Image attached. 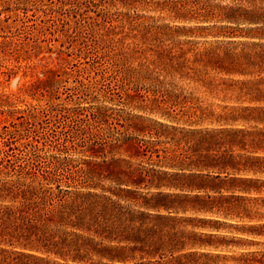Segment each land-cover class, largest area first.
Masks as SVG:
<instances>
[{
    "label": "trees",
    "instance_id": "trees-1",
    "mask_svg": "<svg viewBox=\"0 0 264 264\" xmlns=\"http://www.w3.org/2000/svg\"><path fill=\"white\" fill-rule=\"evenodd\" d=\"M117 1L128 7L138 0ZM143 1L153 2L152 10L164 13L163 18L169 21L160 23L154 16L128 13L115 25L113 21L118 20L101 7L106 0H72L71 9L84 6V11L92 9L96 13L92 22L95 25L112 34L117 33L115 27L127 28L140 42L128 50L111 53L105 41L101 44V40L94 39L82 49L75 46L74 35L67 29L65 38L78 50L79 60L85 62L73 63L76 68L60 74L52 68L48 72L40 70L42 78L36 76L18 94H2L0 104L11 106V117L17 121L12 129L6 125L0 129V252L19 247L65 256L66 250L73 248L71 257L79 259L85 246L94 249L97 264H255L247 258L252 254L245 250L247 238L220 232L233 224L220 218L178 213L194 211L249 220L263 216L253 214L246 204L258 198L252 193L264 192V76L240 80L234 86L237 94L227 97L225 92L233 88L217 74L259 75L264 71V0ZM75 23V31L82 30L81 18ZM101 58L103 67L96 72L95 81H85L80 72L91 69L93 62ZM69 79L70 86L66 85ZM180 80L201 86L210 95L215 90L222 92V100L259 104H223L217 112L212 103L179 86ZM99 82L104 86L102 97L140 113L127 112L129 119L120 114L122 119L115 118L103 103L92 119L102 124L96 131L87 130L88 120L67 119L66 125L78 127L76 140L87 134L97 146L79 148L76 154L101 157L97 165L108 167L128 163L113 156L124 145L131 157L146 155L150 149L142 147L143 142L156 140L139 138V133L158 138L172 131V137L181 133L178 140L191 144L188 154L172 150L163 156L171 170L153 174L152 185L159 190L143 197L141 206L156 213L128 207L121 202L119 192L112 197L96 191L98 184L91 175L97 170H89L83 181L69 166L63 168L59 162L44 165L41 159L46 157L38 149L30 150L26 157L9 153L12 144L22 138L27 123L39 125L49 114H77L58 101L64 90H69L65 93L71 100L86 99V91L96 88ZM37 93L47 97L44 104L26 100L24 107L17 106L25 96L40 101ZM113 119L123 123L113 124L109 121ZM125 132H134L135 136ZM61 139L62 148L57 150L66 152L70 140L66 135ZM149 152L160 159L158 150ZM107 153L111 154L109 158ZM115 178L125 185L133 183L130 173L119 172ZM160 188L175 190L165 192ZM195 219L208 224L190 222ZM234 225L242 233L264 235L263 223Z\"/></svg>",
    "mask_w": 264,
    "mask_h": 264
},
{
    "label": "rangeland",
    "instance_id": "rangeland-1",
    "mask_svg": "<svg viewBox=\"0 0 264 264\" xmlns=\"http://www.w3.org/2000/svg\"><path fill=\"white\" fill-rule=\"evenodd\" d=\"M71 2L72 0H0V102L4 97L2 94L16 95L21 88L34 81L36 76L42 78L40 70L48 72L49 69L52 68L57 74H60L64 70L70 71V68H76V66H72L73 63L79 65L78 61L85 62L83 59L79 60V57L76 56L78 50L72 48V45L69 43L70 39L65 38V32L67 29L69 30V33L74 35L72 40L75 46L82 49L85 46L87 47L92 44L94 39H98V41L101 40V44L105 41V45L108 44L111 53L128 50L129 47L131 48L134 46V43L140 42V38L129 33L127 28H121L120 26L115 27L113 28V30L117 32L115 34L110 33L109 30L105 31L104 28L92 23L94 21L93 19L96 17V13L91 11L92 9L84 11V6L78 10L76 8L71 9L73 7L70 4ZM152 3L153 2L149 3L143 0H138L133 6L126 7L118 3L117 0H106L101 7L104 8V10H108V12L111 13V17L118 20L113 21L115 25H119L120 18H125V14L128 13L133 15H135L134 13H138L139 15L154 16V18H159L160 23L168 22V19L163 18L165 17L164 13L152 10V5H150ZM79 18H81L84 27H82V30L75 31V21ZM193 39L200 40L201 38L194 37ZM208 39H211V37H208ZM48 47L50 49H48ZM72 53L74 54L72 55ZM64 58L69 62H66ZM91 61L92 60H90L89 63ZM103 62L104 60H102V58L98 59L93 62L94 64L92 63L93 67L91 69L80 72V74L85 77V81L86 78L91 82L95 81V77L97 76L96 72L100 71V66L101 68L103 67ZM88 64L85 63L84 65L88 67ZM217 75L221 80L232 86V90H227L225 92L227 97H230L237 94L238 90L237 88H234V86L239 84L240 80L264 76V71L259 75L257 73ZM57 77L61 76L59 75ZM102 83L103 82H99L96 88L92 87L91 90L86 91V95L84 96L86 99L79 98L78 100L76 97H73L74 99L71 100L69 97H66V93H68L69 90L68 92L64 90V92L59 95L60 100L58 101L62 102L64 106L75 110L77 114L75 116H69L66 114L65 116H54L53 114H49L42 118L39 125L33 122L27 123L25 126L26 130L22 132V138L12 144V149L9 150V153H16L19 156L26 157L30 150L38 149V151L46 157L41 159L44 165L51 166L53 162H59L60 166L63 168L69 166L74 170V175L83 181H85L87 175L89 176V170H97L96 174L92 173L91 175V180L98 184V187L95 189L96 191L104 192L112 197H115V192H119L122 196V199H120L121 202L128 205V207L130 206L132 209L138 208L149 213H156L157 211L152 208L141 206L143 197H151L152 193L159 190L152 185L153 174L157 175L155 171L158 170H171L170 167L166 166L167 164L165 163V158L163 156L169 154L172 150H176L179 153L187 152L188 154V148L191 144L178 140L181 133H177L172 137V131H168L169 133L165 134L166 137L162 135L158 138L139 133V138H151L156 140L152 143L143 142L142 147L150 149L147 150L148 152L146 155L131 157L129 156L127 145H124L121 151L115 152L113 156L115 158L119 157L121 159H127L128 163L122 162L119 166L111 164V166L108 167L97 165L98 162L103 159L101 157L76 154L74 151L79 148H85V146L97 148V146H95V142L91 143V141H89L91 136H88L87 134H81L80 138L76 140L74 134H76V128L78 127L74 126L72 123L66 125L65 122L67 119L88 120L90 121V124L86 126L87 130L96 131L98 129L101 130L102 124L101 122H94L92 119L96 115V110L99 105L103 103L110 107L107 112L115 118L122 119V117L117 115L120 114L121 116L127 115L129 119L131 117H129L130 115L127 112L131 114L140 113V111H137L136 109L116 105L102 97L101 92L104 88ZM71 84V80L66 83L68 86ZM178 85L188 91H193L195 96L199 97L201 100L212 103V108L217 112L221 111V105L223 104H259L249 102L248 100H240L239 102H236L233 99L222 100V96L224 95L222 92L215 90L214 94L210 95L204 91L201 86L197 87L195 84L188 83L187 81L180 80ZM220 86H223V82L220 83ZM196 87L198 89H196ZM60 88L59 90L63 91L62 87ZM37 96L40 98V101L36 98L25 96L20 99L21 101H17V106L24 107L25 104L23 103L26 100L31 101L32 104H44L47 97L44 98L40 93H37ZM261 104H264V102ZM11 109V106L0 104V129L4 125L8 126L9 129H12V123L17 121L11 117ZM109 121L113 124L115 122L123 123V121H117L116 119ZM119 128L120 130L123 129L122 127ZM126 133L127 132H125V134ZM127 134L135 136L134 132H128ZM64 135L70 140V143L67 145L66 152H59L57 149L62 148L60 142ZM20 136L21 135L16 134V137ZM78 140H80L78 143H73ZM97 141H100V139ZM152 148L158 150L160 159H158L156 154H151L149 152L153 150ZM107 154L106 158H109L111 154ZM122 166H125V168H122ZM119 172L130 173V178L133 183L129 185L119 183L115 178V174H118ZM262 177L264 178V176ZM120 187L126 188L128 191H119ZM160 190L171 192L175 189L160 188ZM251 196H258V200H248L246 204L247 207L255 215L263 214L262 217H256L252 220L247 218H222L216 214L209 215L200 212L196 213L194 211H188L184 214L179 212L178 215L194 218H220L221 220L224 219L226 222L233 224L229 229H222L220 232L244 236L247 238L249 241L245 242L249 245L245 247V250L252 251V254H249L247 258L253 260L255 264H264V235L242 233L237 231L239 226L234 225L239 223L258 222L264 224V203L262 201L264 192L252 193ZM161 212L166 213L163 209ZM190 222L195 224H208L207 221L199 219L191 220ZM190 226L191 225H186L187 228H194ZM198 228L206 231H216L215 229L207 227ZM262 230H264V227ZM105 241L108 242L107 240ZM84 247L81 248L80 256L82 257L79 259H73L71 257L72 250L75 252L73 248H68L66 250L68 253H66L65 256H59L54 253L22 249L18 247L15 251L0 252V254L4 256V260H0V264H97L98 256L95 254L94 249ZM18 250H21L24 253H19ZM107 262H109V260H107Z\"/></svg>",
    "mask_w": 264,
    "mask_h": 264
}]
</instances>
